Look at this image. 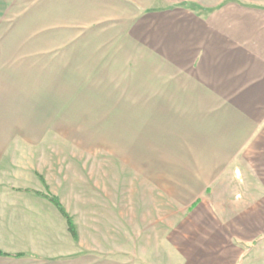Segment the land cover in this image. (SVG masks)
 I'll list each match as a JSON object with an SVG mask.
<instances>
[{"label":"crops","instance_id":"1","mask_svg":"<svg viewBox=\"0 0 264 264\" xmlns=\"http://www.w3.org/2000/svg\"><path fill=\"white\" fill-rule=\"evenodd\" d=\"M263 246L264 0H0V264Z\"/></svg>","mask_w":264,"mask_h":264},{"label":"trees","instance_id":"2","mask_svg":"<svg viewBox=\"0 0 264 264\" xmlns=\"http://www.w3.org/2000/svg\"><path fill=\"white\" fill-rule=\"evenodd\" d=\"M50 200H52L56 204V206L61 211L63 216L66 218L67 225H68V230L70 231L72 236L75 238L76 237V232H75L74 224H73V221H72L71 217L65 212V210L62 208L60 203L55 198L50 197Z\"/></svg>","mask_w":264,"mask_h":264},{"label":"rangeland","instance_id":"3","mask_svg":"<svg viewBox=\"0 0 264 264\" xmlns=\"http://www.w3.org/2000/svg\"><path fill=\"white\" fill-rule=\"evenodd\" d=\"M256 253H259L261 256V258H263V254H264V246L263 247H256L255 248Z\"/></svg>","mask_w":264,"mask_h":264}]
</instances>
